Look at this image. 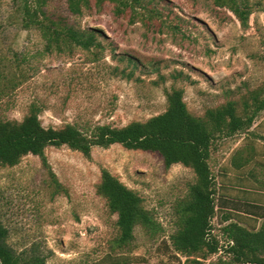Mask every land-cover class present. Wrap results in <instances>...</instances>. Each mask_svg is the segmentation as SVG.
Returning <instances> with one entry per match:
<instances>
[{
	"label": "rangeland",
	"instance_id": "rangeland-1",
	"mask_svg": "<svg viewBox=\"0 0 264 264\" xmlns=\"http://www.w3.org/2000/svg\"><path fill=\"white\" fill-rule=\"evenodd\" d=\"M16 3L0 0L3 119L20 121L35 103L41 107L44 127L124 126L163 112L165 92L171 87L182 89L188 111L201 117L205 109L229 100L239 111L246 92L264 80V0H247L245 29L212 0H154L166 22L160 32L114 16L107 2L70 16L65 0H45L42 9L47 14L67 18L79 30H97L99 46L61 52L46 49L34 30L21 28ZM127 74L130 78L124 77ZM238 150L257 157L264 152V111L248 131L212 146L209 167L219 194L228 178L222 169L233 170L229 159ZM44 155L56 183L36 156L0 169V223L13 250L33 247L46 264H109L108 259L118 256L126 264H191L183 263L168 241L174 231L173 206L194 181L191 170L180 164L165 168L156 153L119 145L95 147L90 159L66 147L46 148ZM100 168L134 190L161 227L154 239L135 227L134 240L122 255L112 249L116 216L95 193ZM221 215L220 210L211 220V234L223 247L226 223ZM227 258L222 250L196 261L221 264Z\"/></svg>",
	"mask_w": 264,
	"mask_h": 264
},
{
	"label": "trees",
	"instance_id": "trees-1",
	"mask_svg": "<svg viewBox=\"0 0 264 264\" xmlns=\"http://www.w3.org/2000/svg\"><path fill=\"white\" fill-rule=\"evenodd\" d=\"M15 1L21 28L34 30L45 42L46 49L61 52L73 47L90 50L99 46L94 36L97 30H79L69 24L67 18L47 14L42 9L45 0ZM212 1L216 7L227 9L241 28L247 27L250 15L247 0ZM105 2L112 5L114 16L127 17L130 23L140 22L148 30L160 32L166 25L162 10L154 0H65L70 16H78L91 8L99 9ZM262 60L264 65V56ZM127 63L135 66L131 58L127 57ZM130 76L124 75L125 78ZM236 105L229 100L205 109L201 117H196L188 111L182 89L171 87L165 92L163 112L142 121H132L124 126L67 123L60 127H44L39 120L41 107L32 103L20 121L0 118V169L15 166L24 156H36L56 183L44 155L49 147H66L86 159H90L93 148L106 149L112 145L156 153L165 168L180 164L194 175L185 195L173 206L174 231L168 236L170 248L184 258L183 263L198 264L197 257L206 259L223 250L228 260L221 264H264V220L256 228V219L250 218L251 223L244 222L238 214L224 212L223 195L218 193L219 187L215 186L209 167L214 143L248 131L264 111V80L246 92L239 111ZM242 153L238 150L229 159L234 169L244 159ZM251 154L249 158L253 160ZM249 158L244 161L248 162ZM221 173L223 175L225 169ZM95 193L105 201L108 212L116 216L117 235L112 249L121 253L118 255L131 245L135 227L152 239L161 232L154 216L144 207L142 198L107 169L100 168ZM220 210L221 222L226 223L222 228L226 239L223 247L211 234V220ZM108 263L126 264L120 256L108 259ZM0 264L46 262L45 257L33 247L13 250L7 243V230L0 223Z\"/></svg>",
	"mask_w": 264,
	"mask_h": 264
},
{
	"label": "crops",
	"instance_id": "crops-1",
	"mask_svg": "<svg viewBox=\"0 0 264 264\" xmlns=\"http://www.w3.org/2000/svg\"><path fill=\"white\" fill-rule=\"evenodd\" d=\"M250 154H244L243 158H249ZM252 155L256 159L240 160L237 169L231 167L233 170L225 171L228 178L222 194L223 211L238 214L244 222L251 223L250 218L256 219L257 228L264 220V152L258 155L260 158Z\"/></svg>",
	"mask_w": 264,
	"mask_h": 264
}]
</instances>
